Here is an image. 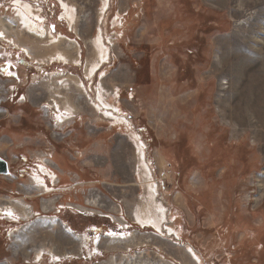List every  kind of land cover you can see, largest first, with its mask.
I'll list each match as a JSON object with an SVG mask.
<instances>
[{"label":"rangeland","instance_id":"1","mask_svg":"<svg viewBox=\"0 0 264 264\" xmlns=\"http://www.w3.org/2000/svg\"><path fill=\"white\" fill-rule=\"evenodd\" d=\"M12 1L0 0V264H264V85L250 126L241 109L264 71V0H65L73 24L58 0ZM133 133L161 230L136 225L157 206Z\"/></svg>","mask_w":264,"mask_h":264},{"label":"bare ground","instance_id":"2","mask_svg":"<svg viewBox=\"0 0 264 264\" xmlns=\"http://www.w3.org/2000/svg\"><path fill=\"white\" fill-rule=\"evenodd\" d=\"M58 1H60L61 3H62V6L66 9V13H67V18H68V20H70V24H73V22H75L76 21V18H75V16L74 15H72L71 14V11H70V7L68 6V4L66 3V1L65 0H58ZM111 1V0H110ZM104 2H105V0H104ZM105 3H107V2H105ZM104 5V4H103ZM109 5H110V3H109ZM16 6L17 7H19L21 10H20V12H18V16L20 17V18H22V19H24L28 24H27V26L29 27V32H31L32 34H35V35H37L38 37H40V38H44L45 36V34L43 35H41L40 34V31H39V29H40V26L38 27V23H43V18L42 17H36V16H34V18H37L35 21L34 20H32V19H30L29 18V13H30V9L31 8H29V6L27 5V4H24V3H21V2H17V4H16ZM61 6V7H62ZM102 11H104V9L102 10ZM106 12V11H105ZM65 13V14H66ZM31 14V13H30ZM103 14V13H102ZM102 14H100V17H101V15ZM105 15V14H104ZM33 18V19H34ZM104 18V17H103ZM18 21H20L19 19H18ZM2 23H5V25H6V23H7V25H8V27H5L4 28V30H6V31H8L9 29H10V27L12 26V24H10V23H8L6 20L5 21H1ZM76 25V24H75ZM71 26V25H70ZM74 28V27H73ZM3 30V29H2ZM1 30V32H2V34L4 35V36H6V33L4 32V30L2 31ZM10 31V30H9ZM99 35V40H97L96 42H97V44H99L98 46H99V48H100V54H101V56L100 57H102V62H105L108 58V48H105V47H103V46H106L103 42H101V33L100 34H98ZM1 37V36H0ZM53 38H56V37H54V36H52ZM47 39V38H46ZM60 39H65V40H67V41H70V42H73V41H71V40H69L68 38H66V37H63V36H61L60 37ZM96 39H98V37L96 38ZM60 41V40H59ZM59 41H56L55 40V42L54 43H58ZM11 44V43H10ZM17 45V44H16ZM96 46V45H95ZM18 48H19V46H18ZM105 48V49H104ZM19 49H23V51H26V55H28V57L31 59L32 57H31V53H30V51H29V48H19ZM99 50V49H98ZM24 54H25V52H24ZM99 54V55H100ZM57 59V58H56ZM58 60H63V61H67L66 59H65V56H61V55H58ZM56 62H58L57 60H56ZM101 63V62H100ZM100 63H98L97 65H95V67L96 66H99V64ZM101 65V64H100ZM93 67H94V65H93ZM233 67V66H232ZM94 70V69H93ZM92 69H91V71H93ZM98 70H100V69H98ZM101 71V70H100ZM91 73H93L94 74V72H91ZM92 74V75H93ZM249 74V72H247L245 75H248ZM258 75H260V77H261V83H259L258 82V84L257 83H254L253 84V86H252V89H251V92L248 94V96H247V98H246V100L245 101H242V103H241V109H242V112H243V115H244V117L246 118V125H248V126H250L251 125V123H252V121H251V119H250V117H251V114H252V110H254L256 107H254V105H255V100L253 101V98H254V96H253V92L255 91V90H257V92H258V90L259 89H261V90H263L262 89V86L264 85V71L263 72H259L258 73ZM223 85H228V83L227 82H225V83H223ZM229 88V86H226L225 88H224V90H227ZM99 98L98 99H100V101H102V103H103V106H104V108H103V111H106L107 113H106V115L109 117V118H113L114 120H117V122H121V123H124V124H128V122H126V119H123V118H121L119 115H118V113L116 114V112L115 111H113L114 110V107H112L111 106V104H108V102H106V100L104 99V96L101 94V92L99 91ZM257 97V96H256ZM263 98H264V96H263ZM252 102L251 103V105H250V107L251 108H249L248 106H247V104L246 103H248V102ZM56 107L58 108V105H57V103H56ZM258 107V106H257ZM116 108V107H115ZM263 121H264V116H263ZM132 139L135 141V143H136V145L138 146V149L140 150V156H141V165H140V171L142 172V174L141 175H143V176H141V178H143V179H145L146 181L145 182H143L144 183V186L146 187L147 185L150 187V188H146L147 190H149V192H146V193H149V194H147V195H150L149 197H150V200L152 201V203L153 204H158V202H157V200L155 199L156 198V196L158 195V192L156 193V190L157 189H155V187H156V185H155V183H154V181H153V173H152V170L149 168V165L147 164V165H145V163H143V161H144V159H143V157L146 155V153H145V144H144V142L142 141V139H141V137L137 134V133H133L132 134ZM142 159H143V161H142ZM146 162V161H145ZM140 163V162H139ZM42 171H43V169H42ZM44 182V181H43ZM159 205H161V203L159 204ZM157 206V205H156ZM1 209V208H0ZM3 210H5V211H7V212H11L10 210H9V208L8 207H5ZM13 210V209H12ZM141 216L139 217L138 216V218H142V219H140L139 220V222L141 223V224H143L144 225V228H146V227H154V228H156L157 230L159 229V230H161V226H163L162 224H161V222H163L162 220L164 219V215H165V212H164V208L162 207V205L160 206V207H158L157 206V209H156V212L154 213V214H152V215H150L149 217H147V216H145V215H143V217H142V214H140ZM167 215V214H166ZM163 224H165V223H163ZM161 225V226H160ZM168 227V226H167ZM163 228V227H162ZM167 232H171V235L172 234H174V230L172 229V228H168V230H167ZM70 233H72V229L70 230ZM176 234V233H175ZM114 238H120V239H126L127 238V236L126 237H122V236H119V237H114ZM81 240H82V245H84V249H86L87 248V245H86V238L85 237H83L82 236V238H81ZM97 241H96V243L94 244V247L96 248V250L98 251V247H99V245H100V242H101V238H99V239H96ZM95 250V251H96ZM192 253H193V256L196 258V259H198V261L200 262V260H199V258H198V256L192 251ZM92 254V253H91ZM68 258V257H67Z\"/></svg>","mask_w":264,"mask_h":264},{"label":"water","instance_id":"3","mask_svg":"<svg viewBox=\"0 0 264 264\" xmlns=\"http://www.w3.org/2000/svg\"><path fill=\"white\" fill-rule=\"evenodd\" d=\"M0 175H9V166L8 163L3 160L2 158H0ZM101 238V236H98L97 239ZM97 240H95L96 242ZM94 242V244H95Z\"/></svg>","mask_w":264,"mask_h":264},{"label":"crops","instance_id":"4","mask_svg":"<svg viewBox=\"0 0 264 264\" xmlns=\"http://www.w3.org/2000/svg\"><path fill=\"white\" fill-rule=\"evenodd\" d=\"M135 130V129H134ZM137 132V131H136ZM139 132V131H138ZM141 181H142V186L144 185V183L143 182H145L146 180L145 179H141ZM145 187V186H144ZM146 188H150L148 185L145 187V189ZM142 209H141V207L138 209V211H137V214H136V219H137V224L136 225H138V226H140V224H139V220L140 219H142V218H138V216L140 217L141 215L140 214H142L140 211H141ZM117 213H118V210H117ZM119 213H120V211H119ZM143 215L144 214H142V217H143ZM141 227V226H140ZM104 235H105V233H103ZM99 236H102V235H99ZM98 237V235L96 236V238Z\"/></svg>","mask_w":264,"mask_h":264},{"label":"flooded vegetation","instance_id":"5","mask_svg":"<svg viewBox=\"0 0 264 264\" xmlns=\"http://www.w3.org/2000/svg\"><path fill=\"white\" fill-rule=\"evenodd\" d=\"M9 1V0H8ZM12 1V0H11Z\"/></svg>","mask_w":264,"mask_h":264},{"label":"built area","instance_id":"6","mask_svg":"<svg viewBox=\"0 0 264 264\" xmlns=\"http://www.w3.org/2000/svg\"><path fill=\"white\" fill-rule=\"evenodd\" d=\"M179 240V239H178Z\"/></svg>","mask_w":264,"mask_h":264},{"label":"trees","instance_id":"7","mask_svg":"<svg viewBox=\"0 0 264 264\" xmlns=\"http://www.w3.org/2000/svg\"><path fill=\"white\" fill-rule=\"evenodd\" d=\"M6 229V228H5Z\"/></svg>","mask_w":264,"mask_h":264}]
</instances>
